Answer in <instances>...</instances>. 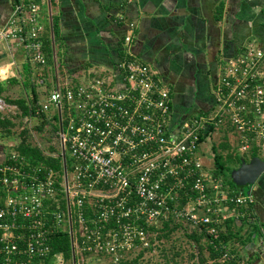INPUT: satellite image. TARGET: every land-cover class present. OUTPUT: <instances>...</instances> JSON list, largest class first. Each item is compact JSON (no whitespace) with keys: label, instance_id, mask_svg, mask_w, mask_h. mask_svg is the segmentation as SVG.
<instances>
[{"label":"built area","instance_id":"built-area-1","mask_svg":"<svg viewBox=\"0 0 264 264\" xmlns=\"http://www.w3.org/2000/svg\"><path fill=\"white\" fill-rule=\"evenodd\" d=\"M126 26L125 54L111 71L88 67L75 79L60 71L53 44L49 58L51 20L43 22L35 0H15L0 23V55L27 65L38 94L24 120L32 126L40 112L56 116L62 161L59 188L52 166L10 143L0 162V264H44L60 230L75 251L116 261L148 245L149 225L182 220L215 234L225 220L252 213L251 190L225 183L199 149L205 136L225 131L238 151L256 146L264 159V49L251 41L221 64L214 105L174 125L170 87L132 52L136 24ZM15 108L0 95L2 114ZM257 229L259 258L250 264H264V227ZM222 245L220 260L236 255ZM245 258L241 264H249Z\"/></svg>","mask_w":264,"mask_h":264},{"label":"crops","instance_id":"crops-1","mask_svg":"<svg viewBox=\"0 0 264 264\" xmlns=\"http://www.w3.org/2000/svg\"><path fill=\"white\" fill-rule=\"evenodd\" d=\"M14 1L0 0V23L8 18ZM35 1L46 25L51 15L55 16L54 39L46 34L48 44L57 47L65 74L75 79L82 77L88 67L111 71L125 51L127 21H134L130 49L154 66L170 87L174 125L214 105L213 88L221 64L251 41L264 49V0ZM219 5L221 15L217 17ZM23 68L18 61L11 64L7 53L0 55V81L4 83L1 95L14 97L19 93ZM11 142L0 137V162ZM204 152L200 144V155ZM248 189L255 197L252 215L246 220L234 219L241 233L255 227L257 230L258 224L264 227V173ZM256 230L241 250L246 258L254 256L252 263L259 258Z\"/></svg>","mask_w":264,"mask_h":264},{"label":"trees","instance_id":"trees-1","mask_svg":"<svg viewBox=\"0 0 264 264\" xmlns=\"http://www.w3.org/2000/svg\"><path fill=\"white\" fill-rule=\"evenodd\" d=\"M221 8L222 5L217 6L215 12L217 17L221 15ZM51 24L54 29V34L55 16L53 14L51 15ZM48 40V37H46L44 45L50 58L52 56V46L48 44ZM54 51L60 71L66 73L61 61L62 55L61 53H57L56 46H54ZM24 69L25 75L20 81L26 93L25 95H16L14 97H9L7 95L5 97L7 101L15 104L16 108L14 113L8 112L2 114L0 112V137L14 139L18 150L32 162H43L52 166L57 171L56 185L60 188V182L62 180V161L58 154V146H56L54 142L52 143L57 129L56 116L52 115L51 117H47L46 113L40 112L38 119L32 126L24 124V117L33 114L34 103L38 100L36 86L30 80L26 64H24ZM7 80L13 81L14 78H8ZM3 84V81H0V95L1 91L4 89ZM36 135L42 139V142H37V140H35ZM203 137L204 136H202V138ZM212 150L214 172L216 174H221L225 183L237 188H239V186L235 185L229 176L230 170L240 163L241 157L249 159L253 155L259 154L258 148L254 146L249 149L247 157L242 154V152L238 151L236 143L231 140L214 142L212 144ZM58 196L60 201L64 202L62 191L59 190ZM237 228L239 227L236 226L233 218L225 220L215 234L206 232L203 228L191 227L182 220H164L158 225L148 226V233L151 232L147 234L149 243L138 250L135 255H128L129 257H122L116 261L112 258H108V262L110 264H139V262L143 260L145 254L152 253L156 248L158 249L157 255H159L161 264H241L240 261L243 258L241 250L246 247L256 227L248 230L246 233H241ZM257 231L258 229L256 232ZM223 243L229 246L231 252H236L234 257L220 260L223 251ZM214 244H216L217 247H215ZM50 245L51 250L45 258L44 264L49 263L58 255H62L65 259H71L73 261L71 237L67 230H60L52 234ZM92 255L106 257L104 255L91 254L87 251L77 250L75 251V262L78 264L80 258L86 259V257L88 258ZM253 257L254 256H249L245 258L246 263L250 264L253 262Z\"/></svg>","mask_w":264,"mask_h":264},{"label":"rangeland","instance_id":"rangeland-1","mask_svg":"<svg viewBox=\"0 0 264 264\" xmlns=\"http://www.w3.org/2000/svg\"><path fill=\"white\" fill-rule=\"evenodd\" d=\"M17 84H20V83H16V85ZM18 89H19V93H17L16 95H25V93L23 91V85H21ZM24 124L28 125L27 121H25ZM210 136H211V139L207 138L208 136H205L203 141L201 142V149L205 152L200 155V158H201V161L207 167H213L214 166V164H213V152L210 149V143H213V142L217 143V142H220L221 140H230L234 137V135L228 134L225 131L223 133H222V131L213 132L209 135V137ZM53 138H54V140L52 141V143L54 142L55 145L58 146V137H56V135H54ZM5 139H7V138H5ZM7 140H10V142H11L14 139H7ZM35 140H37V142H39V141L42 142V139L38 135L35 136ZM258 152H259V154H261L260 151H258ZM242 154H244L245 156L248 157V151L242 152ZM248 186H249V184H245L243 187L246 189ZM157 251H158V249L155 248L152 251V253L145 254L143 260L140 259L141 261L139 262V264H161V262L159 261L160 260L159 255H157V253H158ZM136 253H137V251H133L132 253L129 254V256H133ZM155 261H157V262H155ZM78 262H79L78 264H110L108 262V257H100V256H93V255L88 257V258L86 257V259L80 258ZM47 264H73V261L71 259H65L64 257H62V255H58V256L54 257Z\"/></svg>","mask_w":264,"mask_h":264},{"label":"water","instance_id":"water-1","mask_svg":"<svg viewBox=\"0 0 264 264\" xmlns=\"http://www.w3.org/2000/svg\"><path fill=\"white\" fill-rule=\"evenodd\" d=\"M65 170V168H64ZM264 173V159L259 155H253L249 159L241 157L240 163L230 170V178L235 185L243 187L245 184L252 185ZM73 264L75 262V250L72 243Z\"/></svg>","mask_w":264,"mask_h":264}]
</instances>
